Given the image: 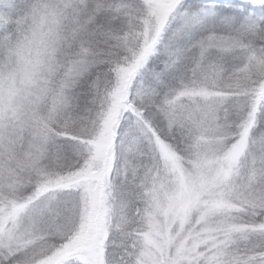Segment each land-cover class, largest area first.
<instances>
[{
    "label": "snow or ice",
    "instance_id": "6c2138e0",
    "mask_svg": "<svg viewBox=\"0 0 264 264\" xmlns=\"http://www.w3.org/2000/svg\"><path fill=\"white\" fill-rule=\"evenodd\" d=\"M0 264H264V0H0Z\"/></svg>",
    "mask_w": 264,
    "mask_h": 264
}]
</instances>
